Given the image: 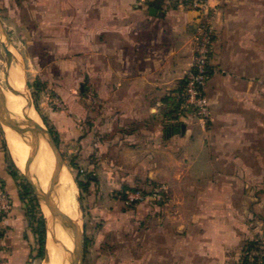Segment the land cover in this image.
Listing matches in <instances>:
<instances>
[{
  "label": "crops",
  "instance_id": "1",
  "mask_svg": "<svg viewBox=\"0 0 264 264\" xmlns=\"http://www.w3.org/2000/svg\"><path fill=\"white\" fill-rule=\"evenodd\" d=\"M208 3L214 33L205 86L210 114L205 122L181 113L178 105L183 76L194 57L196 10L169 0L44 2L46 18L41 17L40 26L47 65L54 63L59 73L57 94L65 104H75L86 88L88 102L103 106V115H91V121L107 135L104 155L96 140L94 147H87L89 166L103 169L98 170L102 177H96L100 193L131 182H166L179 205L92 208L96 264L239 262L238 250L232 252L234 238H225L221 215L200 207L199 200L214 194L217 168L238 166L244 135L249 147L257 118L264 119V44L261 50L255 43L256 38L264 42V20L261 27L232 26L229 4L245 1ZM75 126L73 134L79 137L81 125ZM87 151L79 150L80 163ZM0 182L12 203L0 216V249L8 251L9 264H26L35 238L1 145ZM183 199L191 200L192 207L180 206Z\"/></svg>",
  "mask_w": 264,
  "mask_h": 264
},
{
  "label": "rangeland",
  "instance_id": "2",
  "mask_svg": "<svg viewBox=\"0 0 264 264\" xmlns=\"http://www.w3.org/2000/svg\"><path fill=\"white\" fill-rule=\"evenodd\" d=\"M45 1L0 0V86L3 90L7 89L5 82L7 64L5 51L2 46L3 42L13 54L11 66L16 67L15 63H19L17 67L22 70L23 81L30 96L36 120L47 129L51 127L55 132L58 138L57 148L61 153L64 165L75 183L76 192L69 184L66 188L69 192L70 206L76 213L78 209L79 213L76 220L78 221L81 234L80 241L83 255L81 264H96L93 258L95 252L93 250V232L90 226L92 220L90 210L92 208H173L179 205L177 202H173L169 187L164 201L154 202L147 200L132 205L123 203L122 196L126 189L132 187L147 189L152 184H156V182L148 184L131 182V184H123L117 188H112L106 193H100V180L96 179V177L97 173L99 175L102 174L100 171L103 169L94 170L89 166L87 147H94L93 142L96 140L98 143L97 149L101 148V152L98 151L100 156L104 155V149L107 147L104 139L107 138V135L104 134L102 127L95 126V122L91 121V115H103V106L102 104L88 102V90L86 88L82 90L75 104L71 102L65 104L57 94L56 85L59 86L60 83L57 81L59 73L56 72L54 63L47 65L49 57L45 53L46 48L43 42L45 32L41 31L40 26L41 17L43 19L46 16L45 8L43 9ZM243 1H245L244 4L228 3L229 7L227 10L229 11V16L232 15V26L238 24L255 25L256 27L263 26L264 0ZM230 30H233V28L231 27ZM255 43L259 49H263L264 42L261 39L256 38ZM229 45L231 46V40ZM63 88L66 90L65 87ZM42 117L46 118L47 123L42 120ZM64 117L66 119L69 118L68 122ZM208 118L209 116L203 121L207 122ZM71 121L73 122L72 124ZM257 121L259 124L256 126L254 142H250L249 147L246 145L247 136L244 135L243 144H241L239 152L238 166L225 165L217 168V173L214 177V194H204V198L199 200L200 207L214 208L219 212L221 216H218V218H221L225 225V238H230V236L234 238V248L231 251L235 253V250H238L240 258L246 243L250 240L254 241V247H257V250L255 248L252 249L251 254L259 255L260 257L262 254L264 255V119L260 117V119L257 118ZM76 124L81 125L79 137L73 134L72 131L73 125L75 126ZM56 125L61 128L59 131ZM4 127L0 122V145L2 148L3 139L6 138L5 142L7 141V143L9 140L8 136H6L7 129ZM40 138L42 137L40 136ZM40 138V142L44 145L43 150L48 152L46 144ZM251 138L250 140L252 141ZM81 149L87 152L85 153V161L80 163L78 152ZM50 155L53 158L51 151ZM98 170L100 171L98 172ZM20 172L24 176V170ZM110 174H113V172L111 171ZM110 174L109 178L111 176L113 178L114 176ZM76 177L88 184L86 191L78 188L75 182ZM101 177L102 175H100ZM25 179L27 181L26 177ZM95 179L96 182H94ZM105 181H108V178ZM211 191L210 189L209 192ZM32 192L37 204L34 212L41 211L45 217L48 216L44 209L46 206L37 199L33 188ZM98 195L100 196L98 197ZM179 204L184 207H192L191 200L183 199L180 200ZM5 214H0V216ZM44 225L46 228V221ZM7 253L8 251L0 249V264H9ZM37 253L38 247L34 239V246L29 253L26 264H42L45 258V250L44 255L41 257Z\"/></svg>",
  "mask_w": 264,
  "mask_h": 264
},
{
  "label": "bare ground",
  "instance_id": "3",
  "mask_svg": "<svg viewBox=\"0 0 264 264\" xmlns=\"http://www.w3.org/2000/svg\"><path fill=\"white\" fill-rule=\"evenodd\" d=\"M18 64L15 63L16 67H11L9 70L8 81L14 91L9 89L3 90L8 111L13 118L21 121L26 122L29 118L32 121L39 122L36 120L33 112L30 96L23 81L22 70L20 67H17ZM4 128L7 129L10 154L17 167L25 170L32 181L45 191L48 187V178L54 167V161L50 155L51 150L45 140V136L41 135L43 139L39 138L46 144L48 152L43 150L44 145L39 140L38 153L33 160L29 156L30 147L27 144V141L30 140L29 135H19L7 126ZM62 167L51 196L60 214L52 216L47 207H44L48 215L46 216L48 231L46 234L45 258L42 264H69L73 247L72 236L78 227V221L76 220L79 214L78 209L76 213L70 206L69 192L66 188L69 184L76 192V186L67 167L64 165Z\"/></svg>",
  "mask_w": 264,
  "mask_h": 264
},
{
  "label": "built area",
  "instance_id": "4",
  "mask_svg": "<svg viewBox=\"0 0 264 264\" xmlns=\"http://www.w3.org/2000/svg\"><path fill=\"white\" fill-rule=\"evenodd\" d=\"M146 2L148 0H139ZM174 5L194 9L199 13L194 40L193 61L185 75L180 93V111L192 113L203 120L210 114L209 100L205 93V86L209 80V58L213 47V26L211 23V7L208 0H169ZM168 193V185L164 182L152 184L147 189H126L122 201L126 205L142 201H164ZM10 195L0 182V214L11 209Z\"/></svg>",
  "mask_w": 264,
  "mask_h": 264
},
{
  "label": "water",
  "instance_id": "5",
  "mask_svg": "<svg viewBox=\"0 0 264 264\" xmlns=\"http://www.w3.org/2000/svg\"><path fill=\"white\" fill-rule=\"evenodd\" d=\"M2 46H3L4 51H5L6 64H7V68L5 71L6 87H7V89L14 91L11 88V86L9 85V81H8L9 80V70L12 67L11 66V59L13 57V54H12L11 50L9 49V47L5 43L2 42ZM31 105H32V103H31ZM0 122L3 126H8L13 131L18 133L19 135L20 134H22V135L28 134L29 135L30 140L27 141V144L30 147L29 156L33 160L35 159V157L38 153L39 137L41 135L45 136V140L48 143V146L51 150V153H52L53 159H54V167H53V170L50 174L47 189L45 191H43L38 186V184H35V182L32 181V179L26 174L25 170H24L25 173H23V174L27 178L28 183L33 188L37 199L39 201H41L47 207V209L49 210V212L52 216H57L58 214H60V212H59V209L56 207V204L52 200L51 196H52V192H53V189L55 187V184L57 182L59 172H60L62 166L64 165V162L62 160L61 153L57 148V144L54 140L52 133L49 131V129L44 127L41 123L36 122V121H32L29 118L26 122L21 121L17 118H13L11 116L10 112L8 111L4 91H3V88L1 86H0ZM181 129H183V125H181L180 127H175L174 131L179 132ZM3 131H4V129H3ZM5 140H6V138H5ZM5 143L8 147L7 141ZM10 156H11V154H10ZM11 158H12V161L14 162L12 156H11ZM14 164H15V162H14ZM18 169H19V167H18ZM19 170L21 171V169H19ZM79 202H80V199H79ZM43 218H44V222L46 221V228H45V242H46L47 218L44 215H43ZM80 236H81V234L79 231V227H77L75 233L72 236L73 237V247H72V251H71V260H70L69 264H81V262H82L83 255H82Z\"/></svg>",
  "mask_w": 264,
  "mask_h": 264
},
{
  "label": "trees",
  "instance_id": "6",
  "mask_svg": "<svg viewBox=\"0 0 264 264\" xmlns=\"http://www.w3.org/2000/svg\"><path fill=\"white\" fill-rule=\"evenodd\" d=\"M183 84V81H182ZM181 100V99H180ZM180 100L178 102V105L180 103ZM42 120L47 123V120L45 117H42ZM49 131L52 133V135H55V132L52 130L51 127H49ZM54 140L56 144H58V138L56 135L54 136ZM3 151L5 154V161L7 163V168L9 173L12 175V177L17 182V186L20 191V198L25 201L26 203V216L29 223V226L31 228V231L33 232L35 242L38 247V256L44 255L45 250V225H44V218L41 213V211L34 212V208H36L37 204L35 203L32 187L31 185L26 181L25 177L21 174L19 169L15 166L13 163L11 157L9 156L8 150L6 148V145L3 141ZM75 182L79 189L82 191H86L88 184L81 179L75 178ZM137 187H132L130 189H135ZM133 204V203H132ZM130 204V205H132ZM264 236V235H263ZM255 243L254 241H248L244 247V250L242 252V256L240 258V261L237 264H264V255L262 254L261 257L259 255H252L251 251L252 249H256L257 247H254Z\"/></svg>",
  "mask_w": 264,
  "mask_h": 264
}]
</instances>
